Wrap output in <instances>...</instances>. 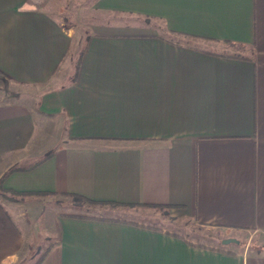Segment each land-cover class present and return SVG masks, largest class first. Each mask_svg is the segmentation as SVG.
<instances>
[{
    "label": "crops",
    "instance_id": "obj_1",
    "mask_svg": "<svg viewBox=\"0 0 264 264\" xmlns=\"http://www.w3.org/2000/svg\"><path fill=\"white\" fill-rule=\"evenodd\" d=\"M77 2L0 0V79L19 86L0 90V178L26 167L2 186L170 206L234 236L204 246L134 209L34 213L0 192V264L28 250L30 212L54 237L37 264H264V242L236 238L264 241V0H92L82 37L62 11Z\"/></svg>",
    "mask_w": 264,
    "mask_h": 264
},
{
    "label": "rangeland",
    "instance_id": "obj_2",
    "mask_svg": "<svg viewBox=\"0 0 264 264\" xmlns=\"http://www.w3.org/2000/svg\"><path fill=\"white\" fill-rule=\"evenodd\" d=\"M92 3V0H78V2L74 5H66L63 13L66 16V19L72 23V28L75 31L76 35L83 36L84 33L89 31L88 22L92 20V13L89 14L88 6ZM71 6V7H70ZM70 7V9H68ZM91 11V10H90ZM121 21L128 22L130 24L135 25H146L151 30L153 28H160L155 20L148 18H140V17H119ZM162 29V28H161ZM163 30V29H162ZM169 32V31H166ZM83 44L80 43V46L73 52V68L74 64L78 57L80 50L82 49ZM1 80V79H0ZM69 78L67 79V81ZM6 80L0 81V90L12 92L15 89H18L19 86H12ZM18 92V91H17ZM0 188L1 193H10L12 198L15 201L24 200L25 202L31 203L32 211L35 213L36 210L40 208L43 210L45 207H41L44 203L47 205H52L55 209L65 210V211H83L89 213H95L98 211H104L105 213L112 212L111 208H117L119 211H124L125 214H128L129 211L133 210L134 213H131L132 216H137L139 219L144 220L147 224H151L154 226H159L164 228L174 234H179L186 238L192 239L194 242L198 244H202L204 246H220L224 245L223 240L229 236L226 230L211 227L208 225H200L196 223L192 218L188 216H178L174 214L173 208L170 206H151V205H137V206H120L113 204H93L90 203L83 198H79L76 195H48L41 193H36L39 195L30 196L27 195L25 197L24 193H19L15 191H8L2 185ZM27 194V193H26ZM31 194V193H28ZM13 195V196H12ZM48 200V201H47ZM28 203V204H29ZM119 212L118 210H115ZM31 213V212H30ZM29 215L26 216V221L32 227V238L29 243L28 250L23 252L22 255L14 262L5 263V264H37L39 260L42 258L43 254L46 251V248L53 240V235L51 233L42 232V218L41 216L36 219H30ZM138 213V214H136ZM35 217V216H34ZM29 225V226H30ZM238 239V246H242L247 243L257 244L263 243V239L255 238L254 235H250L248 231L238 232L236 235Z\"/></svg>",
    "mask_w": 264,
    "mask_h": 264
},
{
    "label": "trees",
    "instance_id": "obj_3",
    "mask_svg": "<svg viewBox=\"0 0 264 264\" xmlns=\"http://www.w3.org/2000/svg\"><path fill=\"white\" fill-rule=\"evenodd\" d=\"M78 64H79V59L77 58L76 61H75V64H74V72H73V75H72V80L76 77V74H77V71H78ZM48 155H49V154H48ZM40 160H41V159H40ZM40 160H38L37 162H39ZM37 162H36V163H37ZM24 168H26V167H23V166H16V167H11L10 169H8V170L6 171V173L0 178V188H2V187H1V185H2V181H3L4 177H5L8 173H10L11 171L16 170V169H24ZM15 192H16V191H15ZM30 193H34V192H30ZM76 196H78L79 198H83L84 200H86V201H88V202H90V203H93V204H104V202L93 201V200L87 199V198L82 197V196H79V195H76Z\"/></svg>",
    "mask_w": 264,
    "mask_h": 264
},
{
    "label": "water",
    "instance_id": "obj_4",
    "mask_svg": "<svg viewBox=\"0 0 264 264\" xmlns=\"http://www.w3.org/2000/svg\"><path fill=\"white\" fill-rule=\"evenodd\" d=\"M228 241H224V243H227Z\"/></svg>",
    "mask_w": 264,
    "mask_h": 264
}]
</instances>
